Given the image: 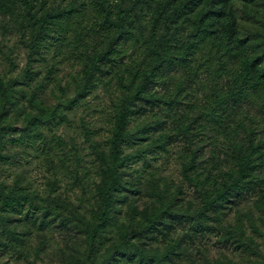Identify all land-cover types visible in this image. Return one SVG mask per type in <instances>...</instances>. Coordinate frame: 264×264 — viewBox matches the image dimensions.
<instances>
[{
  "label": "rangeland",
  "instance_id": "374dc122",
  "mask_svg": "<svg viewBox=\"0 0 264 264\" xmlns=\"http://www.w3.org/2000/svg\"><path fill=\"white\" fill-rule=\"evenodd\" d=\"M32 1L40 16L70 5L79 8L81 16L67 26L64 39L46 42L41 54L35 56L33 76L27 78L28 44L37 26L23 0H0V81L9 94L6 100L0 95V124L10 127L0 134V184L5 195L17 188L29 201L21 214L2 216L6 222L0 221V264H89L86 230L101 211L107 180L100 154L107 162L111 160L113 117L129 92L119 87V75L113 71L80 96L84 61L94 49L105 45L102 18L94 0ZM190 2L139 3L129 18V29L136 34L130 44L122 46H127V53L120 63L130 69L146 67L154 44L150 43L151 32L155 31L157 39L175 8H180L178 26L184 35L199 23H223L233 25L237 36L251 46L255 32L264 31V0H200L197 6ZM110 3L118 6L121 0ZM252 52L254 59L261 58L264 68V47L252 48ZM190 64L196 66L197 60ZM191 72L175 67L170 91L156 87L167 100L170 93H176L177 81L182 82L180 104L174 111L164 102L154 107L144 103L146 113L129 123L133 137L124 146V155L130 159L115 194L112 220L102 233L97 264L108 257L107 264H130L111 257L128 232L152 219H167L166 212L193 215L200 209V194L183 171L191 162V150L197 151L196 168L202 177L206 175L205 162L218 178L216 168L226 171L229 165L223 138H217L200 115L205 86L214 82L213 77L204 70L196 75ZM195 119L197 123L187 130L186 125ZM260 178L264 179V174ZM260 188L244 190L228 203L218 204L207 213L204 225L209 227L203 231L195 227L197 220L174 222L170 237L181 241L173 262L164 257L170 254L169 237L159 242L133 239L132 254L144 250L151 258H161L163 264H264ZM47 211L53 214L46 216ZM5 229L13 232L15 239L8 237Z\"/></svg>",
  "mask_w": 264,
  "mask_h": 264
},
{
  "label": "trees",
  "instance_id": "16d2710c",
  "mask_svg": "<svg viewBox=\"0 0 264 264\" xmlns=\"http://www.w3.org/2000/svg\"><path fill=\"white\" fill-rule=\"evenodd\" d=\"M28 7V12L37 26L36 32L29 42V59L26 77L33 76L32 64L35 56L40 55L47 41L54 38L60 40L64 31L80 15L79 8L73 5L64 9L48 10L39 15L35 10L32 0H23ZM143 0H121L120 5L113 6L110 0H94L98 13L102 18L105 39L104 47L94 49L84 61L82 73L84 86L80 93L83 96L106 78V74L113 71L119 75L118 84L123 90L129 92L122 100L119 109L113 117V131L110 139L111 160L109 162L100 154L107 167V180L102 193V208L96 222L86 230L87 249L86 257L89 264H97L100 253V240L105 228L112 220L115 205V194L122 185L124 169L130 159L124 155V146L131 141L132 135L128 132L130 121L146 112L144 103L158 105L164 102L169 111H174L180 104L182 82L175 85L176 93H170L167 100L159 95L157 86H163L165 91H170V81L175 76L171 72L175 67L191 69L196 73L204 70L213 77L214 82L205 86V104L200 115L207 122L209 129L213 130L216 137H222L228 159L226 171L218 169L220 178L214 175V168L205 162L206 175L196 168L198 160L197 151L191 150V162L183 167L185 177L199 192L202 205L193 215L166 212L167 219H152L144 227H138L128 232L122 241V246L112 251L111 257L119 262L128 261L136 264H163L161 258H151L144 250L132 254L133 239L144 242H159L169 237L171 247L164 257L173 262V257L178 256L175 249L180 239L174 241L170 233L174 230V222H195L198 231H203L209 226L204 225V220L209 219L207 213L216 210L218 204L228 203L236 194L244 190L261 187L264 198V68H261V58H253L252 48L264 47V31L258 29L251 46L240 39L233 25L214 24L202 25L199 23L188 34L182 33L178 26L180 8H175L168 19L164 21V32L157 39L155 31L149 37L151 60L146 67L140 69L129 68L125 62L120 63L123 54L127 53V46L134 40L133 30L129 29V18L134 8ZM200 0H191V5H198ZM43 4L46 0H43ZM6 5L5 3L3 4ZM207 19V18H206ZM209 23V22H208ZM56 34L55 36H53ZM137 36V35H136ZM64 39V38H63ZM137 40V38H136ZM252 47V48H251ZM197 60L196 66L190 62ZM126 71V72H125ZM0 95L6 100L9 97L7 86L0 81ZM197 119L186 125L192 129ZM1 122V114H0ZM10 127L0 124V134L8 131ZM208 129V128H207ZM194 171V173H193ZM28 196L15 188L4 194V185L0 184V221L5 223L2 216L8 213L21 214L25 209ZM53 213L47 211L46 216ZM198 219H196V218ZM8 237L15 239V234L6 230ZM108 260L100 263L107 264Z\"/></svg>",
  "mask_w": 264,
  "mask_h": 264
}]
</instances>
